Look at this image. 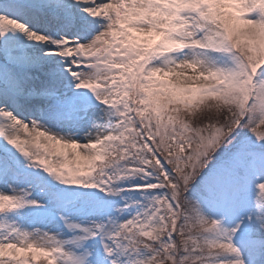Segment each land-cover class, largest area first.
I'll use <instances>...</instances> for the list:
<instances>
[{"label": "snow or ice", "instance_id": "6c2138e0", "mask_svg": "<svg viewBox=\"0 0 264 264\" xmlns=\"http://www.w3.org/2000/svg\"><path fill=\"white\" fill-rule=\"evenodd\" d=\"M0 264H264V0H0Z\"/></svg>", "mask_w": 264, "mask_h": 264}]
</instances>
